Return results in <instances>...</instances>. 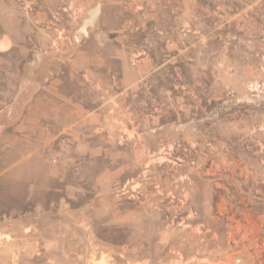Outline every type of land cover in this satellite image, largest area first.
Returning <instances> with one entry per match:
<instances>
[{"label": "rangeland", "instance_id": "rangeland-1", "mask_svg": "<svg viewBox=\"0 0 264 264\" xmlns=\"http://www.w3.org/2000/svg\"><path fill=\"white\" fill-rule=\"evenodd\" d=\"M121 1L170 2L152 11L178 30L158 147L101 193L22 207L18 230L0 199V264H264V0ZM90 2L0 0V96L43 53L72 58Z\"/></svg>", "mask_w": 264, "mask_h": 264}, {"label": "crops", "instance_id": "crops-1", "mask_svg": "<svg viewBox=\"0 0 264 264\" xmlns=\"http://www.w3.org/2000/svg\"><path fill=\"white\" fill-rule=\"evenodd\" d=\"M162 4L171 3L91 0L72 58L49 63L43 53L0 96V199L12 229L22 207L32 220L37 201L62 208L101 193L157 149L145 138L162 133L163 107L175 109L174 97L162 100L176 80L162 77L179 59L176 23L152 11Z\"/></svg>", "mask_w": 264, "mask_h": 264}]
</instances>
